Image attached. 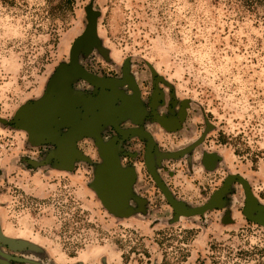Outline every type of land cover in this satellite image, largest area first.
<instances>
[{"label":"rangeland","instance_id":"1","mask_svg":"<svg viewBox=\"0 0 264 264\" xmlns=\"http://www.w3.org/2000/svg\"><path fill=\"white\" fill-rule=\"evenodd\" d=\"M87 8L97 41L81 64L127 67L177 125H151L172 196L198 207L240 176L264 210V0H0V264H264V224L244 214L238 179L203 214L176 216L139 154L117 214L91 163L56 167L15 124L68 63Z\"/></svg>","mask_w":264,"mask_h":264},{"label":"flooded vegetation","instance_id":"2","mask_svg":"<svg viewBox=\"0 0 264 264\" xmlns=\"http://www.w3.org/2000/svg\"><path fill=\"white\" fill-rule=\"evenodd\" d=\"M82 44L85 43H80L76 51L78 66L96 78L106 83H112L114 92L106 86L101 88L81 76H76L70 67L69 54L68 63L61 67L55 80L61 82L60 89L66 87L67 92L74 98V107L68 115L58 122L45 123L39 132L27 128L28 139L37 147H42L50 156L52 164L58 168L69 167L74 169L76 167L74 162L82 158L83 152H87L84 149L86 143L85 146H90V150L93 149L97 158L99 154L102 162L109 157L120 171L134 169V181L138 179V174L132 159L138 158L139 154L142 155L144 164L150 163L153 170L157 172L158 163L156 160L162 154L157 149L154 134L151 132V125L158 123L167 129H171L173 125L174 128H177V125L167 120L166 116H161L156 112L157 103L150 99L149 101L144 100L140 86L134 75L127 70V67L123 66L120 74L99 73L84 67L80 62V46ZM46 94L47 91L44 96ZM113 95H116L114 99H112ZM43 97L23 107L37 104ZM17 113L15 124L23 126ZM135 144L138 145V148H133ZM89 162L96 167L95 161L89 159ZM236 179L238 178L231 180ZM109 180H117L115 174H112ZM121 187L120 192L114 194L123 198L127 188L123 185ZM246 203L247 198L244 209ZM250 207L252 217L264 212L259 208L254 209L252 201H250ZM254 210L255 213H253ZM260 221L256 222L264 223V217Z\"/></svg>","mask_w":264,"mask_h":264},{"label":"water","instance_id":"3","mask_svg":"<svg viewBox=\"0 0 264 264\" xmlns=\"http://www.w3.org/2000/svg\"><path fill=\"white\" fill-rule=\"evenodd\" d=\"M86 12L88 17L86 29L82 35L74 40L70 48V67L73 69L76 76H81L87 81L96 84L98 87L102 88L103 86H106L110 91L114 92L112 83H106L103 80L85 72L78 66L76 62V51L80 43H85L87 46H91L97 41V15L90 8H87ZM60 85L61 82L53 80L47 89V94L39 103L27 105L19 109L17 116L21 119V124L23 125L22 127L24 129L30 128L34 132H39L42 130L45 123L58 122L71 112L75 103L74 98L67 92L66 87H64V89H60ZM115 96L116 95H113L112 99H114ZM146 167L158 187L163 192L165 198L174 209L176 216H192L196 214H203L207 209L218 202V195L228 189L231 179L238 178V180L244 185L247 192V203L246 208L244 209V214L248 218L259 222H261L260 220L262 217H264V212L256 217L251 216L250 201H252V193L248 188L246 181L240 176H230L227 178L223 186L218 191H216L205 204L198 207L188 208L185 207L182 202L176 200L172 196L170 190L162 181L160 175L153 170L150 163L147 162ZM66 169L71 170L72 168L68 167ZM112 174H115V178L117 180H109V177ZM134 174V169L120 171V169H118L116 164L113 163L109 157L104 160L103 164L100 165L96 171H94V182L98 186L95 187V191L102 204L108 210L118 214L122 212V209H125L128 202L127 198H122L121 196H117L114 193L120 192L122 185L126 186L128 189V187H130L134 181ZM4 240L9 241L13 247L16 246L15 241L6 238H4Z\"/></svg>","mask_w":264,"mask_h":264},{"label":"crops","instance_id":"4","mask_svg":"<svg viewBox=\"0 0 264 264\" xmlns=\"http://www.w3.org/2000/svg\"><path fill=\"white\" fill-rule=\"evenodd\" d=\"M128 121V120H127ZM125 122H126V120H125ZM90 152H83L82 153V158L80 159V160H77V161H75L74 162V164L77 166L78 164H90L91 162H89V159H91V161L93 160V161H95V164H96V167H94L95 169L98 167V166H100V165H102L103 164V162L101 161V157L99 156V154H98V158H97V156L95 155V153L94 154H89ZM97 159H96V158ZM100 158V159H99ZM96 159V160H95ZM97 170V169H96Z\"/></svg>","mask_w":264,"mask_h":264}]
</instances>
